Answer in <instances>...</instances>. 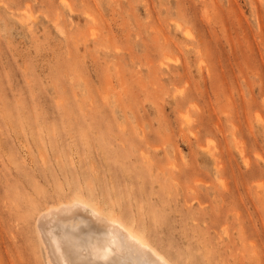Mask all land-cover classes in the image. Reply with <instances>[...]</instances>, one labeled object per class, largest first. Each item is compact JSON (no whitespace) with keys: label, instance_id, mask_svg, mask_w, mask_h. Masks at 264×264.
Wrapping results in <instances>:
<instances>
[{"label":"rangeland","instance_id":"obj_1","mask_svg":"<svg viewBox=\"0 0 264 264\" xmlns=\"http://www.w3.org/2000/svg\"><path fill=\"white\" fill-rule=\"evenodd\" d=\"M73 195L264 264V0H0V264H47L33 206Z\"/></svg>","mask_w":264,"mask_h":264},{"label":"bare ground","instance_id":"obj_2","mask_svg":"<svg viewBox=\"0 0 264 264\" xmlns=\"http://www.w3.org/2000/svg\"><path fill=\"white\" fill-rule=\"evenodd\" d=\"M66 4L69 3L66 2ZM91 20L93 21V18ZM106 37L108 38L107 35ZM165 66L169 68L167 64ZM118 73L119 71L117 75ZM65 198H61L62 200H59L57 204H46L47 206L44 204L43 208L38 205L33 206L34 231L44 246L47 264H175L152 244L136 225L128 223L115 213L105 212L99 205L83 195Z\"/></svg>","mask_w":264,"mask_h":264}]
</instances>
